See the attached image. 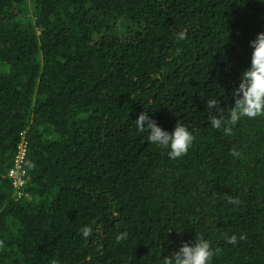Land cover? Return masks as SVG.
<instances>
[{"label": "trees", "instance_id": "obj_1", "mask_svg": "<svg viewBox=\"0 0 264 264\" xmlns=\"http://www.w3.org/2000/svg\"><path fill=\"white\" fill-rule=\"evenodd\" d=\"M261 32L264 0H0V264H162L198 235L211 264H264V116L228 121Z\"/></svg>", "mask_w": 264, "mask_h": 264}, {"label": "clouds", "instance_id": "obj_2", "mask_svg": "<svg viewBox=\"0 0 264 264\" xmlns=\"http://www.w3.org/2000/svg\"><path fill=\"white\" fill-rule=\"evenodd\" d=\"M180 39L185 38V33L178 34ZM253 51L251 54V66L241 74L239 87L233 89L234 106L229 109L228 121L235 125L242 117L254 119L264 116V32L258 33L257 37L249 45ZM206 107L216 109L219 115L210 114V123L214 128H221L226 123L223 109L219 106L217 99H208ZM137 130L141 133L148 132V141L158 144L162 148H170L169 158L176 159L187 155L192 146L195 136L181 122H177L173 132L164 131L157 125L155 120L149 118L146 112L141 113L135 121ZM232 129L224 128L226 135L231 134ZM231 155L238 156L234 150ZM230 203H239L238 198H227ZM85 238L91 236L92 228L84 226L80 230ZM127 238V233L117 235V243ZM237 236L232 235L227 238L229 244L237 243ZM240 240L245 239L242 235ZM4 246V241L0 240V247ZM220 249L213 250L210 242L203 235L196 236L194 243H184L179 251L173 252L169 257H164L162 264H211L213 256L220 252ZM52 264H58L53 261Z\"/></svg>", "mask_w": 264, "mask_h": 264}, {"label": "built area", "instance_id": "obj_3", "mask_svg": "<svg viewBox=\"0 0 264 264\" xmlns=\"http://www.w3.org/2000/svg\"><path fill=\"white\" fill-rule=\"evenodd\" d=\"M24 153H25V146L22 145L20 148V154H19L18 159H17V165H16L15 169L11 172V176L14 179H16V184H22L23 183L22 178L24 177L25 172L21 168V162H22V159L24 157Z\"/></svg>", "mask_w": 264, "mask_h": 264}]
</instances>
